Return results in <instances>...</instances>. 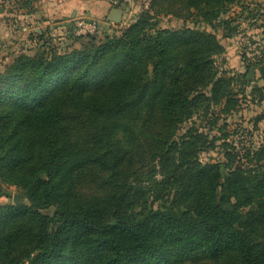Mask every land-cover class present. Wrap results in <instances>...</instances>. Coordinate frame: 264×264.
<instances>
[{"label":"trees","instance_id":"trees-1","mask_svg":"<svg viewBox=\"0 0 264 264\" xmlns=\"http://www.w3.org/2000/svg\"><path fill=\"white\" fill-rule=\"evenodd\" d=\"M234 1L177 2L211 22ZM151 18L0 74V179L30 202L0 206V264H264V164L202 162L205 133L176 134L202 104L236 105L233 77L213 67L222 46ZM258 70L264 81V55ZM145 154L159 179L142 178ZM90 179L101 195L84 198Z\"/></svg>","mask_w":264,"mask_h":264},{"label":"rangeland","instance_id":"rangeland-1","mask_svg":"<svg viewBox=\"0 0 264 264\" xmlns=\"http://www.w3.org/2000/svg\"><path fill=\"white\" fill-rule=\"evenodd\" d=\"M177 1L0 0V74L20 56H42L48 60L54 54L85 48L91 36L95 44L108 37H119L144 12L152 15V22L157 21L155 28L188 27L213 33L222 46V51L212 56L213 67L218 75L233 77L230 89L236 105L226 113L222 112V103H211L209 107L202 104L178 127L176 134L191 126L205 133L210 144L199 152L202 162L224 161L228 153L232 166L264 164L254 154L264 147V81L258 70L259 59L264 55V0H236L211 22L202 19L195 8H186ZM114 7L122 11L118 21L107 19ZM81 21L83 25H79ZM203 88L209 94L210 86ZM141 162L143 179L160 178L157 162L149 160L147 154ZM90 181L80 184V196L101 195V190ZM148 186L147 181L141 185L144 189ZM147 199L151 200L149 196ZM29 203L23 189L0 179V206ZM55 210V206L40 209L46 215ZM184 264L219 263L198 260Z\"/></svg>","mask_w":264,"mask_h":264},{"label":"water","instance_id":"water-1","mask_svg":"<svg viewBox=\"0 0 264 264\" xmlns=\"http://www.w3.org/2000/svg\"><path fill=\"white\" fill-rule=\"evenodd\" d=\"M121 13V9L114 7L110 9L109 14L107 15V19L111 21H118L120 20Z\"/></svg>","mask_w":264,"mask_h":264},{"label":"built area","instance_id":"built-area-1","mask_svg":"<svg viewBox=\"0 0 264 264\" xmlns=\"http://www.w3.org/2000/svg\"><path fill=\"white\" fill-rule=\"evenodd\" d=\"M84 23H83V21H81L80 23H79V25H83Z\"/></svg>","mask_w":264,"mask_h":264}]
</instances>
